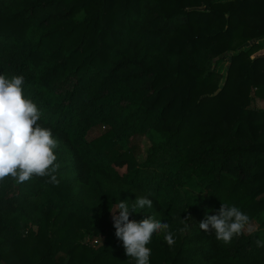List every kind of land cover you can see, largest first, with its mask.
<instances>
[{
	"label": "trees",
	"instance_id": "1",
	"mask_svg": "<svg viewBox=\"0 0 264 264\" xmlns=\"http://www.w3.org/2000/svg\"><path fill=\"white\" fill-rule=\"evenodd\" d=\"M263 35L264 0H0V75H22L40 120L68 136L59 183L18 186L42 195L39 229L10 214L14 179L0 181V262L135 264L108 214L148 196L130 219L155 217L175 239L154 233L150 264H264V55L251 56ZM229 52L221 82L209 64ZM222 202L257 228L230 244L201 230Z\"/></svg>",
	"mask_w": 264,
	"mask_h": 264
},
{
	"label": "clouds",
	"instance_id": "2",
	"mask_svg": "<svg viewBox=\"0 0 264 264\" xmlns=\"http://www.w3.org/2000/svg\"><path fill=\"white\" fill-rule=\"evenodd\" d=\"M23 84L22 75H14L10 79L0 75V181L12 177L17 183H23L37 176L50 177L49 183L58 184L55 173L60 165L56 163L54 153L58 141L51 129L38 123L41 113L37 105L25 97ZM152 205L153 201L148 196H137L131 206L128 201L119 200L109 209L115 236L123 242L126 256L135 264H150L151 249L147 245L154 233L163 232L169 246L175 243L169 224L151 216L140 221L130 219L137 209L151 208ZM190 219L191 215L186 220ZM199 228L214 233L216 239L224 244H230L245 230L253 231L246 213L223 202L216 215H206L200 221ZM257 244L264 247V241L258 240Z\"/></svg>",
	"mask_w": 264,
	"mask_h": 264
},
{
	"label": "rangeland",
	"instance_id": "3",
	"mask_svg": "<svg viewBox=\"0 0 264 264\" xmlns=\"http://www.w3.org/2000/svg\"><path fill=\"white\" fill-rule=\"evenodd\" d=\"M251 41H248V42L242 44L239 47V49L240 48H247L250 45ZM253 41L259 42L261 44V46L258 49H256L252 53L251 56L256 55V54L264 55V35L259 37V38H255ZM230 54H232V52L224 54V56L214 57L209 64V68L220 72V74H221L220 81L221 82L223 81L224 76L226 74V68H227V65L229 62ZM253 104L256 105L257 107L264 108V99L256 98L255 101L253 102ZM38 123H40L43 127L51 129L55 139H59L61 141H68V136L63 131L56 130L52 126L47 125L45 122H43L41 120H39ZM100 130H101V128H93L89 132L88 137L96 135ZM139 145L141 148L140 152L142 154L144 149L148 145V141L145 138H141V139H139ZM84 168L85 167L81 164H78V167L76 168V171L78 172L79 176L82 177L81 179L86 177V171ZM123 169L124 168L122 167L121 170H123ZM19 184L20 183H17L15 179L13 180V186L9 189L8 194L10 195V194L15 193L14 197L15 196L16 197L13 198L12 202H10V204L7 208H9L10 214L19 213L22 216H24L26 218L29 226L33 230H37L40 228L39 220H40L41 216L43 215V212L40 210V206L43 202L41 197L39 196L41 194H35L34 196H28L25 199H23V197H24L23 195H22V197L19 196V192H20V190L18 188ZM117 214H118V212H117ZM108 219L113 220L112 213L110 211L108 214ZM258 224H259L258 220H256V219L251 220V226H252L253 230L255 228H257ZM245 232H248V231L245 230ZM81 241L91 245L94 249H98L103 244V235L102 234L101 235L100 234L93 235V234L87 233L82 237ZM61 253H62L61 251H58L56 253V255L61 254Z\"/></svg>",
	"mask_w": 264,
	"mask_h": 264
},
{
	"label": "crops",
	"instance_id": "4",
	"mask_svg": "<svg viewBox=\"0 0 264 264\" xmlns=\"http://www.w3.org/2000/svg\"><path fill=\"white\" fill-rule=\"evenodd\" d=\"M2 262H0V264H1Z\"/></svg>",
	"mask_w": 264,
	"mask_h": 264
}]
</instances>
